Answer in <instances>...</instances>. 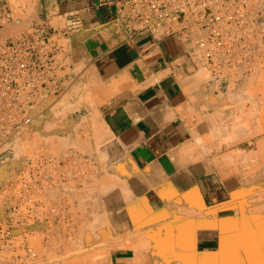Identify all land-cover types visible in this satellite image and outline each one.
Listing matches in <instances>:
<instances>
[{"label": "crops", "instance_id": "0c3cea01", "mask_svg": "<svg viewBox=\"0 0 264 264\" xmlns=\"http://www.w3.org/2000/svg\"><path fill=\"white\" fill-rule=\"evenodd\" d=\"M29 3L34 15L27 26L42 23L48 33L68 28L53 35L62 83L93 91L103 146L97 150L92 141V151L105 158L103 207L116 236L126 242L181 220L191 245L180 248L204 255L197 264H264V234L246 246L233 245L240 235L234 213L238 167L211 165L190 150L191 114L199 112L201 94L211 85L201 84L188 46L172 35L128 38L110 0Z\"/></svg>", "mask_w": 264, "mask_h": 264}, {"label": "built area", "instance_id": "2783aa9c", "mask_svg": "<svg viewBox=\"0 0 264 264\" xmlns=\"http://www.w3.org/2000/svg\"><path fill=\"white\" fill-rule=\"evenodd\" d=\"M110 2L128 38L145 33L182 40L193 68L213 83L208 90H238L241 77L264 69V0ZM13 18L8 0H0V30ZM67 30L48 33L38 23L0 37V162L22 158L18 168L0 170V264H40L35 241L57 245L77 233L79 214L60 187L89 180L93 162L75 152L60 156L43 144L27 148L35 120L64 90L53 35ZM38 223L44 228L36 230Z\"/></svg>", "mask_w": 264, "mask_h": 264}, {"label": "rangeland", "instance_id": "374dc122", "mask_svg": "<svg viewBox=\"0 0 264 264\" xmlns=\"http://www.w3.org/2000/svg\"><path fill=\"white\" fill-rule=\"evenodd\" d=\"M8 2L14 10V18L0 30L2 38L17 34L27 26L28 20L34 15L30 0H8ZM207 79L208 77L202 73L201 84L203 86L210 84V88H213V83H208ZM238 85V90L222 92L207 90L205 94H201L203 105L199 112L191 114L193 140L190 150L197 153L195 159L207 158L211 165L238 167L239 189L234 213L239 225L240 238L235 239L234 243L246 246L262 239L264 234V167L262 166L264 69L256 75L241 77ZM63 88V92L52 98L45 111L35 120L31 145L27 148L43 144L60 156L70 152L82 157L87 156L93 162L92 168L88 169L92 173L89 180L79 182L72 180L64 188L79 214L75 237L60 245L42 246L39 241H35L39 263L119 264L122 261L127 264H151L153 261L152 264H197L201 260L205 262L202 254L194 251L182 252L180 247H190L191 236L183 237L182 224H178L179 222L159 224L143 231L141 236L131 237L130 241L126 242L124 238L116 236L117 233L115 234L103 207L106 193L103 181V173L106 170L105 158L102 152L92 151V141L97 150L103 146L102 138L98 134L99 112L98 109L91 108L95 99L93 91L69 89V83H63ZM198 97L194 98V101ZM5 165L7 161H1L0 170ZM155 228L169 231L165 233L169 238L164 239L166 237L163 236L162 230L161 232L157 230L156 233L159 235L155 234ZM120 249H127V252L119 251ZM134 249L138 251L140 257L137 255L134 257L136 252ZM236 253L234 256L237 255ZM179 256L180 259L182 258L180 262Z\"/></svg>", "mask_w": 264, "mask_h": 264}, {"label": "bare ground", "instance_id": "6f19581e", "mask_svg": "<svg viewBox=\"0 0 264 264\" xmlns=\"http://www.w3.org/2000/svg\"><path fill=\"white\" fill-rule=\"evenodd\" d=\"M238 118V117H237ZM264 119V118H263ZM242 120H243V118H242ZM42 121V120H41ZM234 122V121H233ZM243 123V122H242ZM244 123H245V121H244ZM36 124V123H35ZM238 124V123H237ZM247 126V125H246ZM244 127V126H243ZM242 128V127H241ZM241 128H240V130H241ZM248 129V128H247ZM261 142V141H260ZM260 142H259V144H260ZM13 143H15V147L16 148H21L22 146V142L21 141H18V140H15V141H13ZM262 144V143H261ZM186 150V149H185ZM203 154V153H202ZM15 156H17V157H15L13 160H6L7 161V165H11V164H16L15 165V168H18V165H19V163H20V161H21V159L22 158H20V156L18 155V154H16ZM180 157V156H179ZM181 161H182V158H181ZM257 162V161H256ZM258 163H260L259 162V160H258ZM257 164V163H256ZM258 165V164H257ZM260 166V165H259ZM262 166L264 167V159L262 160ZM5 167H3L1 170H3ZM12 170H14V169H12ZM12 170H11V172H12ZM79 176V173L77 174V177ZM163 184V183H162ZM168 187V186H167ZM64 188L65 187H60V190H62L64 193H65V195H66V197L68 198V200L70 201V203H71V206L73 207V208H75L74 207V205L72 204V202H71V200H70V198H69V196L67 195V193L65 192V190H64ZM159 189V188H158ZM162 190V189H161ZM164 190V189H163ZM238 190V189H237ZM158 192V191H157ZM238 192V191H237ZM160 193V192H159ZM163 193V192H162ZM235 193V192H234ZM237 195V194H236ZM233 196H234V194H233ZM239 196V195H238ZM8 204V203H7ZM2 210H0V212H1ZM247 211V210H246ZM258 211V210H257ZM240 213V212H239ZM2 214V213H1ZM187 214V213H186ZM185 215V214H184ZM240 215H242V214H240ZM234 218V217H233ZM247 218H249V217H247ZM181 219V218H180ZM200 219V218H199ZM241 219H243V218H241ZM254 219V218H253ZM243 220H246L245 218L243 219ZM249 220V219H248ZM172 221V220H171ZM181 220H179V222H180ZM183 221V220H182ZM197 221V220H196ZM202 221V220H201ZM234 221V220H233ZM178 222V221H177ZM195 222V221H194ZM193 222V223H194ZM241 222H243V221H241ZM246 222V221H245ZM175 224H177V223H175ZM249 224H251V223H249ZM38 225H39V227L38 228H36V230H41L42 228H44V224L43 223H38ZM161 225V224H160ZM170 225V224H169ZM108 226V225H107ZM195 226V225H194ZM104 227H105V225H104ZM157 228H159V227H157ZM162 228V227H161ZM244 228V227H243ZM155 230H156V228H155ZM157 230H159L160 232H161V230L162 231H164V234H163V236H165V233H166V229L164 230V229H157ZM157 230L154 232L155 234H157V235H159L158 233H156L157 232ZM253 230V229H252ZM89 231V230H88ZM167 232H169V231H167ZM249 232V231H248ZM253 232V231H252ZM93 233V232H92ZM107 234V233H106ZM169 234V233H168ZM170 235V234H169ZM102 236H103V234H102ZM240 236V235H239ZM92 237V236H91ZM157 237H159V236H157ZM166 238H164V239H167V237L168 236H165ZM194 237V236H193ZM160 238H161V236H160ZM169 238V237H168ZM185 238V237H184ZM240 238V237H239ZM82 239V238H81ZM228 239V238H227ZM226 239V240H227ZM102 240V239H101ZM226 240L224 239V243L223 244H225V243H227L226 242ZM229 240V239H228ZM227 240V241H228ZM245 240V239H244ZM74 241H75V239H74ZM239 241V240H238ZM104 242V241H103ZM62 244V243H61ZM237 244V243H236ZM236 244H233V245H236ZM60 245V244H59ZM107 246V245H106ZM106 246H105V248H106ZM219 246H220V244H219ZM224 246V245H223ZM232 246V245H231ZM236 247H238L237 245H236ZM104 248V250H106ZM113 248V247H112ZM221 248L222 249H224V247H222L221 246ZM232 247H230V249H231ZM260 248V247H259ZM234 249V248H233ZM236 249V248H235ZM175 250V249H174ZM103 252V251H102ZM177 252H179V251H177ZM177 252H175V253H177ZM235 252V251H234ZM178 255H179V253H177ZM135 255H137L138 257H140L139 256V254L137 253V254H134V257H135ZM94 256V255H93ZM143 256V255H142ZM160 256V255H159ZM162 256H164V255H162ZM181 256V255H180ZM180 256H179V259H180ZM96 257V256H95ZM137 257V258H138ZM178 257V256H177ZM184 257V256H183ZM136 258V259H137ZM185 258V257H184ZM99 259V258H98ZM107 259H109V258H107ZM135 259V258H134ZM158 259H160V258H158ZM163 259V258H162ZM165 259V258H164ZM166 259H168V258H166ZM178 259V260H179ZM182 259V258H181ZM179 260V262L180 261H182V260ZM193 259H194V257H193ZM155 260V259H154ZM185 260H186V258H185ZM102 261V260H101ZM100 261V262H101ZM108 261V260H107ZM107 261H105V263H107ZM138 261V260H137ZM160 261V260H159ZM161 261H163V260H161ZM170 261V260H169ZM95 262V261H94ZM96 262H97V260H96ZM122 261H120V263L119 264H123V262L121 263ZM149 262V261H148ZM147 262V263H148ZM153 262V261H152ZM152 262H151V264H152ZM157 263H158V261H156ZM176 262V261H175ZM184 262V261H183ZM182 262V263H183ZM194 262V261H193ZM139 263V262H138ZM184 263H186V262H184ZM103 264V263H102ZM107 264H109V262L107 263ZM141 264V263H140ZM160 264V263H159ZM162 264V263H161ZM166 264V263H165Z\"/></svg>", "mask_w": 264, "mask_h": 264}]
</instances>
